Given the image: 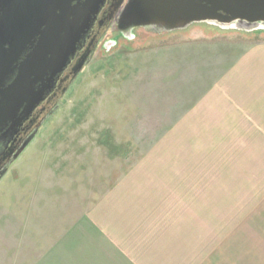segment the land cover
<instances>
[{
	"label": "rangeland",
	"instance_id": "1",
	"mask_svg": "<svg viewBox=\"0 0 264 264\" xmlns=\"http://www.w3.org/2000/svg\"><path fill=\"white\" fill-rule=\"evenodd\" d=\"M118 34H106L64 83L1 177L0 264H49L58 253L48 251L100 199L133 187L161 195L151 201L163 247L147 263L264 264V139H257L264 123L253 122L262 113L239 115L251 105L241 99L252 87L241 73L252 66L233 69L246 51L264 46V29L193 23ZM162 167L188 173L187 186L174 194L152 186ZM83 243L90 253L80 264H107Z\"/></svg>",
	"mask_w": 264,
	"mask_h": 264
},
{
	"label": "water",
	"instance_id": "2",
	"mask_svg": "<svg viewBox=\"0 0 264 264\" xmlns=\"http://www.w3.org/2000/svg\"><path fill=\"white\" fill-rule=\"evenodd\" d=\"M105 0H0V140L18 134L55 88ZM121 28L162 32L209 23L223 29H264V0H127ZM87 58L72 68L70 81ZM67 90L66 86L62 93ZM48 115L11 150L0 179Z\"/></svg>",
	"mask_w": 264,
	"mask_h": 264
},
{
	"label": "crops",
	"instance_id": "3",
	"mask_svg": "<svg viewBox=\"0 0 264 264\" xmlns=\"http://www.w3.org/2000/svg\"><path fill=\"white\" fill-rule=\"evenodd\" d=\"M238 64L252 66L248 68L251 70L250 73H241L242 79H246L247 74L249 75L250 83L248 85L252 86L245 90L250 93H242L241 99L248 96L249 101L247 103L251 105L249 111L244 113L240 111L239 115L262 113V115L258 116L260 119H256L253 122L264 123V103L255 102L256 99L264 101V94H261L264 93V46L246 51L234 64L233 69L236 71L239 70L237 68L241 67ZM246 107L243 109L245 110ZM241 108L240 106L239 109ZM248 121L251 122L252 120ZM257 139H264V137L261 136V138L258 137ZM188 171L186 169V172ZM191 171L196 170L192 169ZM188 176V173L187 175H181L176 169L162 167L159 169L155 179V185L153 184L152 186L158 189L163 188L166 194H174V188L187 186L185 181ZM148 178L150 177H145L144 181L151 182ZM128 188L130 189V186ZM127 190L125 195L124 189H118L117 191L113 189L108 195L100 199L87 213L86 217L71 229V233H67H70L69 235L62 234L57 247L54 246L53 249L48 251L49 253L57 252L56 258L49 255L46 262L49 264H80L82 253H90L89 246L86 247V243L84 244L83 242H89L88 245L92 246L93 251L95 249L96 253H99L98 258L94 257L96 262L101 263L103 260L107 264H151L147 263L146 260L154 261L155 253L163 247L162 231H156L157 227L154 226L153 228L152 226V222L157 216H153L155 215V205L151 201V199L158 201L159 199L157 198H160L161 195L156 194L157 190H155L156 195H146L144 192L143 194L140 193L142 195H138L134 193V187L133 192H131L132 190L129 192ZM121 193H124V195L120 196ZM169 196L165 195L164 197ZM185 218L187 219L188 217L185 216ZM194 218L195 216H189L188 220H193ZM143 220H149L148 228H146ZM141 221L144 226H140ZM168 236L165 238L164 249L170 253L172 244L170 235L168 234ZM64 251L71 253L73 259L65 260L64 255L61 254ZM97 259L100 261H97ZM253 262L251 259V264Z\"/></svg>",
	"mask_w": 264,
	"mask_h": 264
},
{
	"label": "flooded vegetation",
	"instance_id": "4",
	"mask_svg": "<svg viewBox=\"0 0 264 264\" xmlns=\"http://www.w3.org/2000/svg\"><path fill=\"white\" fill-rule=\"evenodd\" d=\"M126 3L127 0H105L93 25L79 43L74 57L59 76L53 91L35 108L30 118L23 123L18 134L15 135L14 138L10 140H0V170H2L10 161L11 157L9 154L11 150H16L20 146L21 141L42 120L45 110L49 108L51 103L56 101L59 93H62V89L65 86L64 83L70 79L72 68L76 65V63L80 59L88 58L93 53V51L96 50L100 42L105 38V35L111 31L116 30L118 33H120L118 34V36L120 35V39L129 35V32L131 31L121 28L119 23L121 12ZM108 41H111V39L106 40V42ZM112 43L116 44L114 41H112Z\"/></svg>",
	"mask_w": 264,
	"mask_h": 264
}]
</instances>
